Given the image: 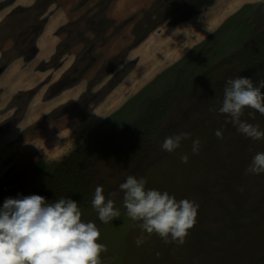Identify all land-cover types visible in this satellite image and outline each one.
Instances as JSON below:
<instances>
[{"label":"rangeland","instance_id":"rangeland-1","mask_svg":"<svg viewBox=\"0 0 264 264\" xmlns=\"http://www.w3.org/2000/svg\"><path fill=\"white\" fill-rule=\"evenodd\" d=\"M14 1L0 0V49L5 48L8 57L26 53L47 9L51 15L60 11L67 24L60 33L59 57L69 53L80 64L74 75L83 80L78 95L85 94L86 101L74 117L46 123L36 137H25L35 138L45 150V171L37 172L29 162L13 179L0 180V206L6 198L35 194L80 144L98 133L127 130L173 92L156 140L139 137L135 151L102 149L79 168L89 175L90 192L75 201L82 219L100 229L98 242L107 246L100 256L102 264H264V173L246 172L254 155L264 152V138L245 137L218 111L227 80L244 77V68L231 59L264 46V0H37L33 8L7 16ZM51 37L45 33L42 41ZM25 55L27 60L32 56ZM29 97H22L11 116L24 111ZM82 116L87 118L72 121ZM241 119L264 131V115L259 112L246 108ZM182 132L190 138L180 148L162 150L166 137ZM196 139L201 144L193 154ZM185 154L188 161L182 163ZM5 157L0 159V178L7 171ZM130 175L143 177L146 189L167 191L178 201L198 205L183 244L165 243L147 233L141 246L135 244L141 234L139 222L126 217L119 188ZM97 186L103 187L106 198L117 193L113 199L121 217L109 224L99 221L91 207Z\"/></svg>","mask_w":264,"mask_h":264},{"label":"clouds","instance_id":"clouds-1","mask_svg":"<svg viewBox=\"0 0 264 264\" xmlns=\"http://www.w3.org/2000/svg\"><path fill=\"white\" fill-rule=\"evenodd\" d=\"M246 108L264 115V79L255 84L252 79L241 76L228 79L218 110L245 137L264 138L259 125L241 119ZM215 135L222 137L220 130ZM189 138L186 132L168 136L161 148L174 152ZM200 144L199 139L193 141V154L199 153ZM180 159L187 163L188 156L182 155ZM246 172L264 173V152L254 155ZM146 183L143 177L130 175L119 185L126 217L139 222L141 234L135 244L139 247L145 242V233L157 235L165 243L183 244L195 223L198 205L188 199L178 201L167 191L146 189ZM116 196L113 192L109 193L111 198H106L102 186L95 188L91 207L103 224L121 217L113 199ZM82 216L79 202L71 198L61 197L51 202L36 194L6 198L0 206V264H102L100 256L107 251V246L98 242L100 229L95 222L84 221Z\"/></svg>","mask_w":264,"mask_h":264},{"label":"crops","instance_id":"crops-1","mask_svg":"<svg viewBox=\"0 0 264 264\" xmlns=\"http://www.w3.org/2000/svg\"><path fill=\"white\" fill-rule=\"evenodd\" d=\"M36 3L37 0H29V2H26V0H15L13 2L15 6H9L11 8L7 16H10L17 9H31ZM47 10L49 11V8ZM48 11L46 12L47 17L45 19L43 17L45 22L42 29L34 40V46L37 49L35 56L29 60L25 57L14 58L0 76V127L5 129L3 131L0 130V148L1 146L5 147L0 151V159L6 156L3 167L7 166V171L4 170V175L13 164H15L13 168H16V163L19 160L32 157L35 154L40 153L43 155L46 153L42 147H38L36 141H33L35 138L25 140L27 139L25 137L28 135H30L28 137H36L39 129H43L44 125L41 128L38 126L42 119L53 111L59 110L67 103L77 101L83 94L79 93L78 95L83 81L81 78V80L70 84L68 89L61 94L58 93L57 97L54 98L56 95L47 96L49 87L60 79L63 80L71 72L74 64V60H71L73 57L69 53L62 54L59 57L62 48L60 33L67 24L65 15H60V11L51 15L48 14ZM45 33L52 34L48 42L42 41ZM2 56V51H0V60ZM57 57H59L57 66L41 70L43 65H48ZM32 91H35V93L30 95L29 99L27 98L24 111L19 116H11L12 112L18 110V102L22 104L23 100L18 99V96L29 95L28 93ZM61 119L63 118H59L55 123ZM81 119L84 120L85 118ZM78 120L74 119L72 121ZM31 132H34V134H29ZM14 133L17 134V137L11 136Z\"/></svg>","mask_w":264,"mask_h":264},{"label":"trees","instance_id":"trees-1","mask_svg":"<svg viewBox=\"0 0 264 264\" xmlns=\"http://www.w3.org/2000/svg\"><path fill=\"white\" fill-rule=\"evenodd\" d=\"M157 26H159V24L146 30V32L137 39L135 46L141 44ZM263 48L264 46L262 49H258L253 53L249 48L231 59V61H237L241 64L244 68L243 76L252 79L254 84L264 79ZM28 52L34 56L37 49L32 44L28 48ZM248 52L251 53L249 56L247 55ZM173 94V92L169 93L164 101L158 102V106H155L146 118L127 130L115 134L98 133L94 135L91 140L84 144H80L68 158L58 163L57 170L53 174V177L47 180L45 185L40 187L35 194L45 197L49 202L61 197L77 200L89 194V175L79 168L85 167L87 162L92 160L95 154L102 149L114 148L119 150L125 149L127 152L135 151L137 150V139L139 137L145 136L146 138H153L156 140L159 136L157 126L161 118L166 115L168 110L167 107L169 106ZM45 168V164L39 162L35 169L37 172L43 173Z\"/></svg>","mask_w":264,"mask_h":264},{"label":"flooded vegetation","instance_id":"flooded-vegetation-1","mask_svg":"<svg viewBox=\"0 0 264 264\" xmlns=\"http://www.w3.org/2000/svg\"><path fill=\"white\" fill-rule=\"evenodd\" d=\"M36 35H37V32L35 33V38H36ZM35 38H34V40H35ZM34 40L31 42V43H29L30 44V46L33 44L34 45ZM26 49H27V52L26 53H28V43H27V45H26V47H25ZM10 50V49H9ZM0 51H2V54H3V56H2V58H1V60H0V69H3V72L0 74V76L4 73V71L6 70V68L8 67V65L13 61V59L14 58H18V57H27V55H25L26 53H24V54H16V55H14V56H10V57H8L7 56V54H6V49L5 48H2V49H0ZM30 53V52H29ZM35 56V55H34ZM31 58L33 57V56H30ZM30 58V59H31ZM56 59L57 58H54L53 59V61H51V63H49L48 65H45L47 68H49V67H53L56 63H55V61H56ZM83 61V60H82ZM82 61L80 62V63H82ZM79 66H80V64H78L77 63V60L74 62V64H73V66H72V70H71V72L69 73V74H67L64 78H63V80H59V81H57L56 83H54L52 86H50L49 87V90H48V92H47V96H50V95H56V96H54V98L55 97H57L59 94H61L62 92H64L65 90H67L68 89V87L70 86V84H73V83H75V82H77V81H79V80H81V78L79 79V78H77V76H75L74 75V73L77 71L78 73H79V71H78V69H79ZM78 79V80H77ZM33 93H35V91H32V92H30V93H28L29 95H32ZM59 93V94H58ZM58 94V95H57ZM24 95H19L18 96V99H21V100H23V97ZM17 99V100H18ZM84 101H86V98H85V94H82L81 96H80V98L77 100V101H71V102H69V103H67L65 106H63L62 108H60L59 110L57 109L56 111H53L52 113H50L49 115H47L44 119H42L40 122H39V124H38V126L41 128L43 125H45L46 123H55L59 118H63V117H74V116H72L73 114H75L76 112H78V109H80L81 107H83L84 106ZM87 105V104H86ZM88 112V108H87V111H86V113ZM81 118H86V116H82ZM81 118H78V119H81ZM76 119V118H75ZM74 120V119H73ZM7 124H9V123H7ZM1 128V127H0ZM0 130H5L4 128H1ZM42 154H35L34 156H32V157H28V158H24L23 159V162L21 163V164H17V166H16V168H14V169H11V170H9L3 177H1V179L0 180H2L3 181V179H4V181H5V179L6 180H8V179H13L12 178V176H13V174H15V173H17V169L18 170H22L23 171V169H25V167L26 166H29L30 164H29V162H31L32 163V167H35L36 168V166H37V164L39 163V162H42L41 160H42V156H41ZM23 164V165H22ZM31 167V166H30ZM31 167V168H32ZM22 171H20L19 173H21Z\"/></svg>","mask_w":264,"mask_h":264},{"label":"water","instance_id":"water-1","mask_svg":"<svg viewBox=\"0 0 264 264\" xmlns=\"http://www.w3.org/2000/svg\"><path fill=\"white\" fill-rule=\"evenodd\" d=\"M42 27L39 29V32L41 31ZM39 32L37 33V35L39 34ZM36 35V36H37ZM3 72V69H0V74Z\"/></svg>","mask_w":264,"mask_h":264}]
</instances>
